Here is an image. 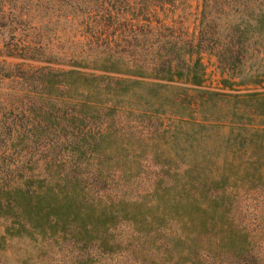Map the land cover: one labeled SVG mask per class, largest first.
<instances>
[{
    "label": "trees",
    "instance_id": "trees-1",
    "mask_svg": "<svg viewBox=\"0 0 264 264\" xmlns=\"http://www.w3.org/2000/svg\"><path fill=\"white\" fill-rule=\"evenodd\" d=\"M183 5L184 0H0V34H4L0 56L17 59H0L4 233L27 231L25 222L31 229L43 227L47 215L64 223L78 216L80 205L73 210L64 201L45 210V195L33 193L31 184L52 178L86 198L93 194L94 201L89 198L93 209L84 212L83 225L91 222L107 228L117 218L140 227L147 224L166 238L181 261L186 258L181 254L207 256L189 257V264H264V257L258 256L263 252L264 214L254 206L264 195L250 191L239 203L235 193L214 190L227 178L223 163L235 171L236 160L224 159L214 182L209 179V163L200 154L169 179L118 173L111 162L118 156L127 169L135 161L141 168L127 157L124 142L110 144L112 114L126 101V94L146 85L154 93L163 81L200 85L203 54L212 56L220 71L241 79L253 75L244 65L254 52L264 50V0H199L191 26L180 14ZM199 94L202 97L205 90ZM260 131L264 126L250 135L256 137ZM261 134L259 145L257 138L250 140L263 154ZM257 159L248 162L247 170L252 169L250 177L262 185L264 163ZM36 162L44 165L38 178L29 172ZM63 184H58L60 190L66 188ZM147 204L155 223L142 219ZM97 246L100 252L112 250L104 239ZM78 260L73 258L76 264ZM141 263L127 258L111 264Z\"/></svg>",
    "mask_w": 264,
    "mask_h": 264
},
{
    "label": "rangeland",
    "instance_id": "rangeland-1",
    "mask_svg": "<svg viewBox=\"0 0 264 264\" xmlns=\"http://www.w3.org/2000/svg\"><path fill=\"white\" fill-rule=\"evenodd\" d=\"M183 6L180 14L187 18L186 22L191 26L197 14L199 0H184ZM3 37L4 34H0V40ZM3 58L17 61L16 58L0 56V59ZM202 62L205 64V74L200 85H190L178 80L163 81L161 86L154 89V93L146 85L126 94V101L112 114L109 126L110 144L124 142L127 157L137 160L141 168L136 167L135 161L127 169V164L118 156H114L111 162L118 173H139V176L147 174L169 179L183 172L191 157L200 154L209 163V179L214 182L222 172L221 162L233 158L236 160V170L232 171L233 166L227 168L226 162L223 163L226 168L223 173L227 178L223 186L214 190L235 193L240 199L239 203H243V194L250 191L264 195V183L258 184L250 177L252 169L247 170L251 168L248 162L251 163L256 158L264 163V153L256 151L257 142L260 144L259 134L264 131L258 132L256 137L250 135L253 129L260 130L264 126V50L254 52L245 61V71L253 74L247 79L220 71L214 58L207 54H203ZM25 63L37 64L35 61ZM49 65L64 66L60 63ZM82 69L100 72L92 68ZM222 78L226 81H222ZM201 89L205 90L202 97L199 94ZM101 126L104 127L105 123ZM255 138L257 142L250 140ZM108 148L113 151L110 146ZM114 150L118 151V146ZM262 150L263 148L259 152ZM114 159L118 161L113 162ZM43 166L41 162L34 163L29 169L30 175L35 178L43 175ZM38 183L39 185L33 183L30 187L34 186L33 193L45 195V210H54L53 205L65 201L66 204H71V208L74 206L73 210L80 205L78 216L64 223L61 218L47 215L43 227L31 229L25 222L27 231L19 228L14 234L4 233L0 225V234H5L0 238V264H76L73 262L74 257L79 258L77 264H111L127 258L132 262L140 260L143 262L141 264H178L176 260L180 264H189V257H207L205 254H181L186 257L181 261L180 254H174L164 236H159L158 232L157 235L154 234V229L147 224L142 225L143 228L129 219L117 218L107 228L91 222L83 225L81 219L84 212L93 209L91 205L94 202L90 200L94 201L93 194L87 193L90 199L86 198L78 190L70 189L58 180V184L66 187H60V190L56 180L52 178ZM259 199L260 197L254 201V206L264 214V197L262 202ZM249 206H253L252 202ZM142 210V219L155 223L152 221V208L147 204ZM85 229L89 230L88 233L84 232ZM74 230H78V233H74ZM100 239L111 245L112 250L105 248L104 252H100L97 246ZM261 249L263 252L258 256L264 257V243Z\"/></svg>",
    "mask_w": 264,
    "mask_h": 264
}]
</instances>
